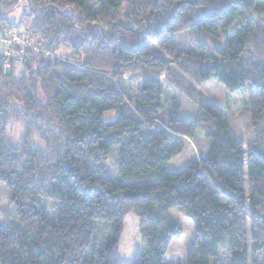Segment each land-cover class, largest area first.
<instances>
[{
    "label": "trees",
    "instance_id": "1",
    "mask_svg": "<svg viewBox=\"0 0 264 264\" xmlns=\"http://www.w3.org/2000/svg\"><path fill=\"white\" fill-rule=\"evenodd\" d=\"M212 1L96 0L92 10L88 0H0V37L22 12L23 39L79 58L17 43L0 53V183L17 220L0 228V264H119L130 214L140 242L131 264H164L180 235L170 211L192 225L186 264L220 253L227 264H264V0H225L196 21ZM185 31L194 40L179 50L173 36ZM202 32L223 34L225 45L208 53ZM188 78L246 95L257 150L245 149L214 105L199 104L191 120L179 118L178 105L163 117L195 92ZM110 111L115 119L103 121ZM11 121L22 126L16 143ZM198 128L207 154L169 172ZM122 143L117 180L93 170Z\"/></svg>",
    "mask_w": 264,
    "mask_h": 264
},
{
    "label": "rangeland",
    "instance_id": "2",
    "mask_svg": "<svg viewBox=\"0 0 264 264\" xmlns=\"http://www.w3.org/2000/svg\"><path fill=\"white\" fill-rule=\"evenodd\" d=\"M96 0H88V6L93 9H96ZM228 6V3L225 0L212 1L204 7L197 8L195 10V20L205 18L219 10H222ZM253 17L256 16V13L252 12ZM10 19L14 21L12 28L14 32L9 31L8 34L3 37L6 40L14 37L16 41L10 43L0 44V53L6 55L7 47L9 45H20L23 50H30L33 54H41L43 56L48 55L53 56L54 58L62 59L68 58L72 62L77 61L72 56L71 51L67 46H62L57 53L44 52L41 42L37 40H31L32 47H28L22 44L23 35L20 34L24 30V27L29 22L28 17H23L22 12H19L17 15L13 13L10 15ZM21 21L20 23H18ZM28 29L29 25L27 26ZM174 43L179 50H185L191 42L194 40L193 34L189 31L181 32L173 36ZM199 40L206 45V50L208 53H214L215 49L221 48L225 45L224 35L219 34L218 37H213L207 32H202ZM249 57L254 58L252 47H248ZM154 52L158 55H161L157 50L154 49ZM50 54V55H49ZM79 59V58H78ZM74 64V63H72ZM22 70L20 69L19 73ZM194 88L195 92L192 94L186 93L180 98V100L170 103L163 111V117H166L169 114L170 109L174 105L179 107V118L183 120H191L195 117L198 110L199 104L214 105L222 111V114L225 119V123L229 131L234 134L244 145L245 149H255L253 137V127H251V118L249 111L247 109V101L245 94H232L229 96L226 91L219 85H217L213 80L207 81L202 84H195L192 80L188 78ZM117 112H107L103 115V121H111L115 119ZM162 124V123H161ZM160 125V124H159ZM22 132V126L20 123L11 121L7 128V138L16 143L20 141ZM184 150L183 152L172 159L167 164V170L169 172H179L190 162L204 157L207 154L209 147V140L204 136L203 131L198 128L194 135L193 139H183ZM35 145H39V141L34 140ZM123 143L117 148L114 149L106 162H101L94 164L93 170L97 171L101 176L108 178L110 180H117L119 178L116 171V154L119 152V149L122 147ZM257 150V148L255 149ZM48 207L51 206L50 203L47 204ZM170 216L176 222L180 235L178 238L172 240L169 249L166 253L164 264H186L187 252L191 246L193 240V229L191 223L183 218L180 214L170 211ZM97 226L103 228L104 226H109L107 223L96 222ZM17 226V220L13 211V207L9 203V196L6 188L3 184L0 183V228H15ZM100 237V236H99ZM103 235L100 237V242L102 241ZM119 254V264H131V262L136 259L140 254V242L138 238V219L130 214L126 216L123 225V232L119 242L118 248ZM227 256L224 253L210 258L208 264H227Z\"/></svg>",
    "mask_w": 264,
    "mask_h": 264
},
{
    "label": "built area",
    "instance_id": "3",
    "mask_svg": "<svg viewBox=\"0 0 264 264\" xmlns=\"http://www.w3.org/2000/svg\"><path fill=\"white\" fill-rule=\"evenodd\" d=\"M11 41L14 42V41H16V39L14 37H12ZM11 41L9 39L6 40L5 38L0 37V44H2V43L7 44V43H10ZM22 44L25 46H28V47H32V42L30 40H22ZM45 56H48V55H45Z\"/></svg>",
    "mask_w": 264,
    "mask_h": 264
}]
</instances>
